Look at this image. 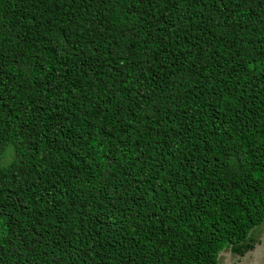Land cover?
<instances>
[{"label":"trees","instance_id":"obj_1","mask_svg":"<svg viewBox=\"0 0 264 264\" xmlns=\"http://www.w3.org/2000/svg\"><path fill=\"white\" fill-rule=\"evenodd\" d=\"M263 221L264 0H0V264H218Z\"/></svg>","mask_w":264,"mask_h":264},{"label":"rangeland","instance_id":"obj_2","mask_svg":"<svg viewBox=\"0 0 264 264\" xmlns=\"http://www.w3.org/2000/svg\"><path fill=\"white\" fill-rule=\"evenodd\" d=\"M10 159L12 160V151L11 149H8L2 158V164L9 163L11 161ZM262 225H264V221L252 231L251 236H255V234L259 231L260 226ZM229 249L230 248L227 247L221 251L222 254L219 256L218 264H234L236 258L232 253L230 254Z\"/></svg>","mask_w":264,"mask_h":264},{"label":"water","instance_id":"obj_3","mask_svg":"<svg viewBox=\"0 0 264 264\" xmlns=\"http://www.w3.org/2000/svg\"><path fill=\"white\" fill-rule=\"evenodd\" d=\"M263 250L264 251V246L262 245H259V244H254L253 248L251 250H248L246 251L243 255H236V260L234 261V264H243L244 260H253L254 259V255L258 252V251H261ZM230 251V254L232 253L231 250L229 249ZM222 253L220 252L219 255H218V259H219V256L221 255ZM229 254V256H230ZM245 261V262H246ZM246 262V264H264V255L258 260V261H252V262ZM244 262V264H245Z\"/></svg>","mask_w":264,"mask_h":264},{"label":"snow or ice","instance_id":"obj_4","mask_svg":"<svg viewBox=\"0 0 264 264\" xmlns=\"http://www.w3.org/2000/svg\"><path fill=\"white\" fill-rule=\"evenodd\" d=\"M254 243L264 246V225L260 226L259 231L255 234Z\"/></svg>","mask_w":264,"mask_h":264},{"label":"bare ground","instance_id":"obj_5","mask_svg":"<svg viewBox=\"0 0 264 264\" xmlns=\"http://www.w3.org/2000/svg\"><path fill=\"white\" fill-rule=\"evenodd\" d=\"M264 255V251L263 250H261V251H258L255 255H254V259L252 260V261H258L262 256ZM246 260H244V262H245ZM248 261V260H247ZM246 261V262H247ZM251 260H249L248 262H252ZM244 262H243V264H244ZM246 262H245V264H246Z\"/></svg>","mask_w":264,"mask_h":264},{"label":"flooded vegetation","instance_id":"obj_6","mask_svg":"<svg viewBox=\"0 0 264 264\" xmlns=\"http://www.w3.org/2000/svg\"><path fill=\"white\" fill-rule=\"evenodd\" d=\"M253 238L255 239V236H253ZM255 244V243H254ZM235 257H236V255H238V254H235V253H232Z\"/></svg>","mask_w":264,"mask_h":264}]
</instances>
